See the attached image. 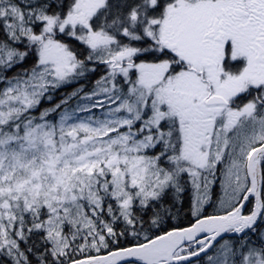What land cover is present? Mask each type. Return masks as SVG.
I'll return each mask as SVG.
<instances>
[{
	"label": "snow or ice",
	"instance_id": "snow-or-ice-1",
	"mask_svg": "<svg viewBox=\"0 0 264 264\" xmlns=\"http://www.w3.org/2000/svg\"><path fill=\"white\" fill-rule=\"evenodd\" d=\"M0 264H264V0H0Z\"/></svg>",
	"mask_w": 264,
	"mask_h": 264
},
{
	"label": "trees",
	"instance_id": "trees-1",
	"mask_svg": "<svg viewBox=\"0 0 264 264\" xmlns=\"http://www.w3.org/2000/svg\"><path fill=\"white\" fill-rule=\"evenodd\" d=\"M100 74H102V69L100 71H98L93 78H97Z\"/></svg>",
	"mask_w": 264,
	"mask_h": 264
}]
</instances>
